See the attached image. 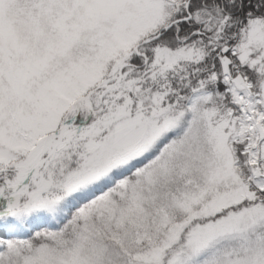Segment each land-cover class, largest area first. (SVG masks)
<instances>
[{"label": "snow or ice", "instance_id": "obj_1", "mask_svg": "<svg viewBox=\"0 0 264 264\" xmlns=\"http://www.w3.org/2000/svg\"><path fill=\"white\" fill-rule=\"evenodd\" d=\"M0 264H264V0H0Z\"/></svg>", "mask_w": 264, "mask_h": 264}]
</instances>
